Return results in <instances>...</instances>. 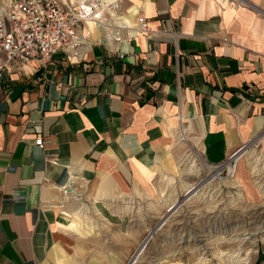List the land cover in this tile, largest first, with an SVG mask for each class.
I'll use <instances>...</instances> for the list:
<instances>
[{
	"label": "crops",
	"instance_id": "0c3cea01",
	"mask_svg": "<svg viewBox=\"0 0 264 264\" xmlns=\"http://www.w3.org/2000/svg\"><path fill=\"white\" fill-rule=\"evenodd\" d=\"M112 25L115 47L77 65L30 73L0 55V264L76 262L58 230L74 183L132 195L180 141L216 165L264 135L258 0H123Z\"/></svg>",
	"mask_w": 264,
	"mask_h": 264
},
{
	"label": "rangeland",
	"instance_id": "374dc122",
	"mask_svg": "<svg viewBox=\"0 0 264 264\" xmlns=\"http://www.w3.org/2000/svg\"><path fill=\"white\" fill-rule=\"evenodd\" d=\"M106 34L94 32L90 46H103ZM113 40L104 46L112 50ZM245 146L239 158L209 165L180 141L173 160L132 195L125 188L103 202L91 196L93 184L74 183L61 209L67 226H58L74 264H264V135Z\"/></svg>",
	"mask_w": 264,
	"mask_h": 264
},
{
	"label": "built area",
	"instance_id": "2783aa9c",
	"mask_svg": "<svg viewBox=\"0 0 264 264\" xmlns=\"http://www.w3.org/2000/svg\"><path fill=\"white\" fill-rule=\"evenodd\" d=\"M122 4L123 0H6L0 8V55L30 73L73 59L81 62L94 32L117 36L112 24ZM137 22L140 32H148L144 18ZM35 145L42 148V138ZM233 157L234 153L229 159Z\"/></svg>",
	"mask_w": 264,
	"mask_h": 264
},
{
	"label": "bare ground",
	"instance_id": "6f19581e",
	"mask_svg": "<svg viewBox=\"0 0 264 264\" xmlns=\"http://www.w3.org/2000/svg\"><path fill=\"white\" fill-rule=\"evenodd\" d=\"M5 1H6V0H5ZM4 3H5V2H4ZM4 3H3V4H4ZM2 6H3V5H2ZM2 6H1V7H2ZM1 7H0V8H1ZM86 30H88V31L90 32V30H91L90 25H89V28H86ZM117 34H118V33H117ZM91 39H92V35H90V40H91ZM89 51H90V50L87 49V51H86V55H87V52H89ZM86 55H85V56H86ZM73 60H75V59H73ZM237 154H238V152H236V153L234 154V157H235ZM239 156H240V155L238 154V158H239ZM226 167H228L230 173H233V169L230 168V167L228 166V164L226 165ZM192 187H193V186L190 187V189L188 190V193H191V192H193V190H196V189H197V188L194 187L195 189L191 190ZM191 194H192V193H191Z\"/></svg>",
	"mask_w": 264,
	"mask_h": 264
},
{
	"label": "water",
	"instance_id": "95a60500",
	"mask_svg": "<svg viewBox=\"0 0 264 264\" xmlns=\"http://www.w3.org/2000/svg\"><path fill=\"white\" fill-rule=\"evenodd\" d=\"M246 146H243L241 149H244ZM187 194V193H186Z\"/></svg>",
	"mask_w": 264,
	"mask_h": 264
}]
</instances>
